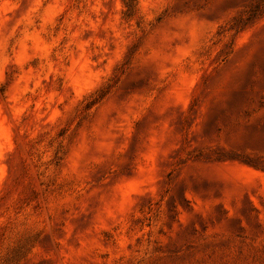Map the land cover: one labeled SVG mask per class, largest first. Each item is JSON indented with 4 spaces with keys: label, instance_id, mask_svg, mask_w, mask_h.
Instances as JSON below:
<instances>
[{
    "label": "rangeland",
    "instance_id": "374dc122",
    "mask_svg": "<svg viewBox=\"0 0 264 264\" xmlns=\"http://www.w3.org/2000/svg\"><path fill=\"white\" fill-rule=\"evenodd\" d=\"M0 264H264V0H0Z\"/></svg>",
    "mask_w": 264,
    "mask_h": 264
}]
</instances>
